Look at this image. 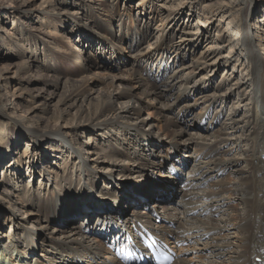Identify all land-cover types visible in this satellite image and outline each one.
I'll use <instances>...</instances> for the list:
<instances>
[{
	"label": "bare ground",
	"instance_id": "obj_1",
	"mask_svg": "<svg viewBox=\"0 0 264 264\" xmlns=\"http://www.w3.org/2000/svg\"><path fill=\"white\" fill-rule=\"evenodd\" d=\"M27 1L30 9H23L24 7L18 5L17 11L45 19L44 24L51 30L47 33L39 30L36 35L43 39L41 34L44 33L54 39L57 48L48 44L50 53L61 52L62 58L73 62L82 74L88 73L92 68L120 70L122 65L126 64L127 68L121 70V74L97 71L92 77L81 79L80 83L73 82L70 87L67 85L66 93L60 102L63 105H77L82 99V103H88L89 94L96 91L92 89V84L97 82L105 85L106 95L100 94L102 115L84 127V131H89L87 136L90 138L87 143L91 142L86 151L71 142L72 133L79 132L78 129H73V132L67 133L65 137L55 138L58 134L54 132L44 135L39 131L41 129L38 122L32 124L36 126L32 129L17 124L19 129L33 132L36 138L39 135V141L54 138L67 139V142L72 143L65 145L54 141V149H47L48 155L45 156L49 157V163L43 170L48 172L47 169L51 167L50 160L55 162L54 160L59 158L58 154L63 153L65 149L69 150L67 146L72 148L74 145L73 148L79 150L77 161L90 178L86 186L90 189L83 186L79 189L77 179H74L70 171L65 170L61 175L56 173L57 184H61V191L57 194L50 192L47 197L36 195L30 184H25L23 188L15 185L16 189H13V181L8 177L9 174L7 175L10 167L6 166L13 156L14 167L23 168V160L20 156L14 157L13 153L16 148L14 146L24 135H20L15 143H12L11 139H8L5 125L0 121V264H119L107 248V237L101 235V230L107 227L114 232L118 226H124L127 230L126 237L133 233L131 224L139 220L153 227L157 235L169 239L174 244H178L180 239L194 243L196 257H185L188 252L181 250L183 256L173 264H264V59L260 58L263 52L258 51L264 34L260 37L257 30L253 31L254 25L250 18L256 11L254 5L259 2L216 0L208 4L206 7L213 10L215 16L219 15L224 19L232 17L231 22L242 31L243 37L240 44L233 43V38L229 39L230 49L225 56L219 52L216 54L219 46L213 51L211 50L214 45L208 46L199 53L198 59H192L193 65H188L189 58L186 53L191 55L192 46L198 48L204 34L197 33V37H193L190 33L187 39L184 36L178 39L179 29L165 27L168 21H181L182 14H185L183 6L164 5L168 16L160 19L161 17L153 14L155 1L142 0L138 3V9H152L148 13H142L149 15V18L140 26L139 20L137 23L133 21L134 12L130 8L122 11V0H43L36 5V0ZM132 1L127 0L126 4H132ZM6 8L8 9V6L5 3L0 4V10L5 12L0 13L3 20L10 17V12L4 10ZM190 9L189 20L195 16V11ZM129 17L131 19L128 22ZM67 22L74 25L70 30L74 37H66L56 32L58 27L63 28ZM116 23L122 30L121 34L114 30ZM205 30L208 32V29ZM156 31L158 36L154 42L156 37L153 35ZM235 39L237 41L238 38ZM78 40L80 46L75 50L72 47ZM98 46L100 47L97 48ZM240 48L247 49L245 56L253 62L249 80L255 83V99L252 102L242 99L245 103L234 107V116H238L241 106H248L249 114L239 113L244 119L234 118L232 115L229 117L230 122L221 124L226 107L222 111L217 110L215 114L213 110L217 104L232 100L233 91L237 85L240 87L242 82L237 80L235 88L229 87L226 93L217 89L213 94H208L214 87H210V80L213 79L210 74L216 70L222 59L228 66L232 55ZM37 60L31 59L19 68L15 63L13 67H17L19 73L23 70L31 71L35 64L39 65ZM169 60L172 62L169 63ZM175 65L179 69L178 72L175 71ZM208 69L210 71L207 75L204 74L195 84L191 83L192 79ZM4 70L5 74L0 73V91L8 88L11 79V68L6 66ZM215 74L216 72L213 76ZM56 78L59 80V77ZM162 89L164 90L161 91ZM198 96L204 99L202 104L207 105V110L196 114L200 106ZM120 98L126 101L118 110L114 103ZM0 100L4 102L2 95ZM148 103L154 105L155 110L150 116L159 122L156 126L158 125V131L163 133L164 137L154 135L151 120L141 116L142 110L149 107ZM5 105L8 106V103L5 102ZM36 108L38 106H34V109ZM168 110H171V114L167 113ZM1 112L5 113L2 110ZM105 112H110L111 115ZM104 114L106 116H103ZM229 128L233 129L232 135L228 132ZM199 129L202 134L197 132ZM137 130L139 133L135 132ZM238 130H241L240 134L236 133ZM118 131L120 135L116 133ZM96 134L100 136L95 139ZM98 141H105L109 149V154L104 160L101 159L102 148ZM139 142H142L143 149L137 147ZM27 151L28 147L24 152ZM157 151L160 152L157 154ZM84 152L90 154V161L95 163L97 171H93V168L92 172L87 169L89 161L87 162ZM148 152L150 159L147 157ZM112 153L116 158H112ZM140 161L144 164H138ZM244 161L247 162L246 168L241 166ZM113 166L120 167V171L126 170L125 173L128 174L120 175V179L125 177L127 184H131V188L125 190L127 193L121 196H117L116 182L111 189L107 183L103 186L98 184L102 177L114 183V171L117 170H112ZM104 167L107 170L102 172ZM43 170L35 172L41 174ZM148 170V175H151V170L155 174L159 171L158 179H151L156 184L149 181L139 187L137 184L141 183V179H147L140 176ZM33 175L31 171L30 180L35 177ZM182 183L186 184L188 189L191 186L188 192L182 190ZM174 187L178 188V200L167 208L168 212L164 202L171 199V190ZM200 187H203L201 192ZM142 193L145 194L136 196ZM203 198L206 199V205L200 202ZM83 200L86 205L84 208L72 209L78 203L82 206ZM111 201H115V204L109 205ZM179 203H182V207L177 211ZM131 204L135 206L128 213L126 207ZM101 207L103 213L99 211ZM20 210L24 211L20 217L22 220L17 221V227L11 224L9 229L2 230L7 214L16 215ZM195 210H199V214L191 215ZM154 212L171 223L178 224V230H173L168 224L154 225ZM217 213L220 214L219 219L214 218ZM203 214L206 218H203ZM83 215L80 219L83 221L76 223L80 224L81 229H73L74 223L62 229H51L49 226L60 219L69 223L73 218ZM31 221L33 226H29ZM33 229H37L36 233ZM81 231H84V234ZM115 234L121 237L120 231ZM87 237L96 240L90 243ZM6 240L9 244L5 243ZM23 240H26V246ZM205 251L209 255L202 254Z\"/></svg>",
	"mask_w": 264,
	"mask_h": 264
},
{
	"label": "rangeland",
	"instance_id": "obj_2",
	"mask_svg": "<svg viewBox=\"0 0 264 264\" xmlns=\"http://www.w3.org/2000/svg\"><path fill=\"white\" fill-rule=\"evenodd\" d=\"M42 1L43 0H36L35 5L41 3ZM140 1L142 0H133L132 1L133 3L131 2L132 4L129 5V3L126 4L127 0H122L120 1V8H122V11L127 10V8H130L132 12H134L132 16L134 18V19L132 18L133 21L135 20L137 23V21L139 20V22L141 23L140 24L141 26L145 24L146 20H148L149 18V15L145 16L142 13L145 11L148 13L149 11H151L152 7L151 8L147 7L145 8V11L144 10L141 11V9H138V3ZM154 1H155L154 2L155 9H154L153 14L156 15V17L157 16L159 18L161 17L160 19H164L168 16V14H166L167 8L164 9L163 7L164 5L184 7L185 14L184 13L182 14L183 16L181 17L180 22L176 23L178 19L177 20L170 19L171 21H168L165 25V27L168 26L169 28L174 27V28H177V30L179 29V31L177 32L178 39H180V37L182 36H184V38L187 39L188 34L190 33L193 35V37H197L196 36L197 33L198 35L201 33L202 35L204 34V37L201 40L202 43L201 42L199 43L198 48L196 49L195 47L192 46L190 48L191 55H189V52L186 53V56L189 58L187 62L188 65L190 64L193 65L194 62L192 61V59L193 58L194 60L198 59L200 55L199 53L207 49L208 46L214 45V48L212 50L210 49L211 51L215 50L216 46H219V48L216 51V54H218L219 52V54H222L225 56V54H227V51L230 49L229 39L233 38L234 39L233 43H236V44L241 43V40H242L241 38L243 37V33L242 31L238 30V28L235 26L234 23L231 22L232 20L230 19H232V17H225L224 19V18H221V16L219 15L215 16V14L213 13V10H211L209 7H206L208 4L216 0H199V1L197 0H154ZM257 2L259 3L254 5L256 11L254 15L251 16L250 18L252 20L251 23L254 25L253 31L255 32L257 30L259 36L261 37L262 34H264V29H263L264 28V0H257ZM1 3H5L8 6V9L6 8L4 10L10 12L8 13L10 17L8 19L3 20L2 16H0V73L5 74L6 72L4 70V67L6 66L10 67L11 68L10 70L11 79L8 84V88H5L4 90L0 91V96L2 95V97L4 98V102L0 100V121L5 125L6 131L8 134V139H11L12 143H15L14 141L17 139V137H19L20 135H24V137L19 139L16 146H14L16 148H14L15 152L13 153L14 157L20 156L21 160H23V165H24L23 168L14 167L15 161L13 159V156L10 159L11 162L8 164V166H6L8 168L10 167L9 169L10 172L9 173L7 172V175L9 174L8 177H10V179H12L13 181L14 186H11V187L13 189H16L15 185L16 186L18 185V186H21L20 188H23L25 184L26 185L30 184L31 185L30 188L35 191L36 195L38 194L39 196L47 197L50 192L51 193L54 192L55 194H57L58 191H61V184H57V180L55 178L56 173L58 172L61 175V173H63L64 170L66 172L70 171L73 174L74 179H77L76 182L78 183L77 186L79 189H81L82 186L86 187L87 181H90V178L85 173V169H83V166L80 165V163L77 161L79 158L78 157L79 150L77 148H73L74 145L72 148L67 146L69 150L65 149L63 153H60V154L57 153L59 158H56L54 160L56 163L51 162L50 160L49 166L51 167L47 169L48 172L46 173H45V170L43 169H44V166L49 163V161H47L49 160V157H46L45 155H48L47 151L54 149L55 147L53 144L54 141H59L61 143H64L65 145L74 143L78 145L80 149H85L86 151V148H88L91 142H89V144L87 143L88 142L87 139L90 138L87 136V133H89V131H84V127L90 124L94 118H97L98 116L102 115V110H101L102 109L101 107L102 99L100 98V94L102 93L106 95L105 90H104L105 85L99 84L97 82L95 84L94 83L92 84V87H93L92 89L96 91L95 93L89 94L88 103L87 102L85 104L82 103L83 99L80 100L77 105H73L72 103H69V104L67 103L66 105H63L60 102H61L63 95L66 93L67 87L69 85L71 86L73 82H74L73 84L80 83L81 79H84V77L87 78V76L92 77L93 74L97 73V71L109 72L112 74L119 72L121 74L122 73L121 70L123 71L125 68H127L126 66L127 64L122 65L120 70H117V69L107 70L108 68L106 67L105 68L100 67V68H92V70H90L88 73L82 74L79 70L75 68V65L73 64V62L67 61L65 57L64 59L62 58L63 54L61 52H58V54L50 53L47 45L53 44V46L56 47L55 44L57 43H54L55 42L53 41L54 39H50V37L44 33L41 34L43 39L37 37L36 34L39 33L38 32L39 30H42V32H46V33L51 30V29H48L46 25L44 24L45 19L43 20V18L41 19L40 17L38 18L33 17L27 14V12L17 11L18 5L21 6L22 8L24 7L23 9H27V10L30 9L29 6H27L28 5L27 0H15V2L13 3L10 0H0V4ZM190 8L193 9L192 11H195V16L193 15L194 17H192L189 20L190 18L189 13L191 11ZM0 13L4 14L5 12H3V10L2 11L0 10ZM163 13L165 14L164 16H163ZM130 19L131 18L129 17L128 22ZM174 23H176L175 26H174ZM117 24L118 23L114 25V30H116L118 34H121L122 30L118 28ZM218 24L220 28L217 27ZM71 25H72V22H67V24L63 28L58 27V30H56V32L61 33L65 35L66 37H69V36L74 37L75 35L72 34V32L70 31L72 30L74 25L72 26ZM255 26H258V28ZM205 29H208V32H206ZM153 36L156 37L154 39V42L157 41V36H158L157 31L154 33ZM235 38H238L237 41ZM261 42H260L261 47H259L258 51H260V53L261 52L264 53V46H263L264 37L261 39ZM79 46L80 44L78 40L75 42V46H73L72 48L76 50ZM107 46L108 44L106 42L105 49H107ZM220 46H223V47H220ZM99 47L100 46H98L97 48ZM97 50L100 51V49H97ZM263 53L260 54V58L262 60L264 59ZM245 54H247V49L240 48L238 51L236 50V53L234 52V55H232L230 61L228 62L229 64L228 66H226L224 59H222L219 61L218 65L216 64L217 71L214 70L212 73L210 72L211 73L210 75L213 77V79L210 80L211 82L210 87H213V86L214 87L213 89L210 90L208 94H213L217 89L220 90L221 92L226 93V91L229 90L228 89L229 87L235 88V83L237 80L242 82V85L240 87H237L238 86L237 85L235 90L233 91L232 100H228V102L217 104L216 107L214 108L213 113L215 114L217 110L222 111V109L223 108L225 109L226 107V111H224L222 114L223 116L221 119V124H225V122H228V121L230 122L231 119L229 117H232V115L234 118L238 117L240 119H244V118H241L239 113L243 115L249 114L250 112H249L248 106L242 105L239 110L240 112L238 113V116H234L235 115L234 107L239 106L240 104H244L245 102H252L255 99V94H254L255 93V83L249 80V78L251 77L253 62H251L249 58L245 56ZM31 59H38L36 62L39 63V65L35 64L34 65L35 69L33 68L31 71L23 70L19 73L17 69L21 67L27 61L29 62V60ZM45 59L47 62H45ZM172 60H169V63H171ZM15 63L18 65V68L13 67ZM175 71L177 72L179 71V69L176 68V65H175ZM208 71H210V69H208L204 73H200L197 77L191 80V83L195 84V82L200 80L204 76V74L207 75ZM184 72L186 71L184 70ZM215 72L216 74L215 76H213ZM56 77H59V80H57ZM219 85H221L220 88H219ZM163 90L164 89H162L161 91ZM241 90H244V91H241ZM197 98L200 99V96H198ZM242 99H245V102H243ZM124 101H126V99L124 98L118 99L114 103L115 107L118 110H120L121 106H123ZM5 102L8 103V106L5 105ZM199 102H200V106L198 110L196 111V114L203 110H207L205 109L207 105L202 104L204 102V99L203 100L200 99ZM95 103H97V105ZM34 106H38V108L34 109ZM148 106L149 107H146L142 110L141 116L144 118H148V120H151V124L154 126V130L152 131L154 135L156 136L160 135V137H164L163 133L158 131V125L156 126V124H158L159 122L157 120H154L155 118H152L150 116L152 115L151 112L155 110L154 105L151 103H148ZM1 110L4 111L5 113L1 112ZM105 113L108 114L109 116L111 115L110 112H105ZM167 113L171 114V110H168ZM103 116H106V115L104 114ZM36 122H38L40 125L41 130L39 131H41L44 135H47L48 133H51V132L58 134V136H56L55 138L65 137L67 136L66 135L67 133L71 134V132H73V129H78L79 132L72 133L71 135L72 143L67 142L66 141L67 139L65 140V139H54V138H48V139H45L44 141H39L38 140L39 135L36 138V135L30 130L19 129L17 127V124H18L20 126L24 125L28 129L36 128V126H32V124L33 123L35 124ZM218 127H220V125ZM47 129H50L52 131L50 132L45 131ZM135 132L139 133L138 130ZM197 132L202 134L201 129H199ZM228 132L231 133L230 135L234 133L233 129H230V128L228 129ZM246 132L248 133L249 131L247 130ZM116 133L120 135V131ZM236 133L240 134L241 130H238ZM91 136H94V135H91ZM97 136H100V135L96 134L94 138L96 139ZM198 136L200 137L202 135H198ZM123 137H125V134H123ZM3 141L5 143V140ZM98 144L102 148L101 159L104 160L106 159L105 156L109 154L108 153L109 149L107 148L105 141L103 143L98 141ZM4 145L5 144H3V146ZM167 145L169 146V143H167ZM142 146H143L142 142L137 143L138 148L143 149ZM27 147H28V151L24 152L25 150H27ZM160 151H157V154ZM84 154H85L84 156H86L87 158V162L89 161L88 162L89 166L86 165L87 169L91 172H92L91 168H93V171L94 170L97 171L98 168L95 166V163L92 164V161H90V158H89L90 154L87 152L86 153L84 152ZM149 154L150 152H148L147 157H149L150 159ZM110 155L112 156V158H116L113 153ZM52 159H54V157ZM246 163L247 162L245 161L244 163L242 162L241 166L246 168L247 167ZM115 164L116 163H114V165ZM138 164H144V163L140 161ZM119 168L120 167L113 166L112 170L118 171V172L114 171L115 172L114 183L111 182L109 179L108 180L104 179L105 177L103 178L102 176H101L102 178L100 179V182L98 181V184H101L102 186L105 183L109 184L110 189L112 188L113 185L115 186V182H116V184L118 185L116 186L117 187L116 191L118 193L117 196H121V194L123 193L126 194L127 191L125 190H127V188L131 185V184H127V182L125 181L126 180L125 177L120 179V175H127L128 173L127 174L125 173L126 170L120 171ZM36 170H43L41 171V174L43 173V176L41 177L40 173H36L35 172ZM106 170L107 169L104 167V170H102V172ZM31 171L35 175V177L32 178V180H30ZM149 171L150 170H148L147 172L143 173L140 176V177H145L147 179H141L140 181L141 183L137 184L139 187H142V185H144L145 183L149 181L152 182L153 184H156L155 181H152L151 179H158L157 174L159 173V171H156V174H155L151 170V175H148ZM1 175H2V171L0 168V178H1ZM22 175L23 177H21ZM231 176L232 178L234 177V175H231ZM40 185H42V187H40ZM137 185H134V186H137ZM86 188L90 189L89 187H86ZM134 189L136 190V188ZM202 189L203 187H200L199 192H201ZM177 191H178L177 187L172 188L171 192L173 194L171 195V199L169 201L164 202V205L166 207L167 206L171 207L170 204L176 202V200L178 199L176 195ZM143 194L145 193L138 194L136 196H140ZM0 195H1V192H0ZM36 200L38 201L37 198ZM38 202H41V201L39 200ZM84 202L85 200H83L82 206H80L78 203V205L72 209L79 210V208L80 209L84 208L86 206ZM200 202L203 205H206L207 203L205 198L201 199ZM113 204H115V201H111L109 203V205H113ZM134 206H135L134 204L127 206L126 212L129 213V211ZM23 211L24 210L22 211L20 210L18 213L16 212V215L7 214L6 220H5L6 224H4V227L2 228V230L5 231L7 230V228L9 229L10 228L9 226L11 224L17 227L16 225L17 221L22 220L20 217L21 215H23ZM83 217L84 215L77 216L76 218L72 219L73 222L68 221L69 223H64L62 219H60V221H58L57 223L56 222L51 223V225L49 226L51 227V229L54 227H58L62 229L63 227L68 226L70 223L72 224L74 223L73 229H77V227L81 229L80 224L76 225V223L77 222L79 223V221L82 222L83 220H80V219H82ZM219 217H220L219 214L214 215V218L216 219H219ZM203 218H206L205 214H203ZM93 221H95V219H93ZM30 225L33 226L32 221L29 223V226ZM33 231L34 233H36L37 229H33ZM81 232L84 234V231H81ZM94 240L88 238V242L90 243H93ZM5 243L9 244L7 240L5 241ZM25 243H26V240H23V244ZM192 264H195V262H193Z\"/></svg>",
	"mask_w": 264,
	"mask_h": 264
}]
</instances>
